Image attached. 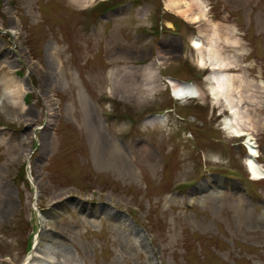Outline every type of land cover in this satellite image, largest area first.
Returning a JSON list of instances; mask_svg holds the SVG:
<instances>
[{
	"label": "rangeland",
	"instance_id": "obj_1",
	"mask_svg": "<svg viewBox=\"0 0 264 264\" xmlns=\"http://www.w3.org/2000/svg\"><path fill=\"white\" fill-rule=\"evenodd\" d=\"M166 1L0 0V264H264V0L196 24ZM194 37L229 61L244 138Z\"/></svg>",
	"mask_w": 264,
	"mask_h": 264
},
{
	"label": "bare ground",
	"instance_id": "obj_2",
	"mask_svg": "<svg viewBox=\"0 0 264 264\" xmlns=\"http://www.w3.org/2000/svg\"><path fill=\"white\" fill-rule=\"evenodd\" d=\"M192 3L196 8H192ZM166 6L168 10H173L177 14L181 15L184 20L189 23H199L206 17V9L202 0H167ZM169 23V22H168ZM170 25V23L168 24ZM191 45L197 50L195 54V63L200 69L209 68L210 72L206 76L208 94L215 106L221 107V113L227 111L228 114L222 118V128L225 130L229 137H239L246 133L247 121L244 119V115L241 111L240 104L242 103V96L235 94L239 85L234 81L235 75L231 72H227L224 69L228 68L229 61L222 57L221 52L213 41L205 44L199 37H194L191 40ZM162 60V59H161ZM160 58L156 61L158 64L161 62ZM169 82L173 85L171 93L176 100L185 101L189 98H196L198 96V89L187 83H176L174 79H169ZM152 87V84L147 85ZM11 92L13 94H20V86L17 82L13 85ZM155 88H153L154 90ZM130 89L124 92L128 93ZM151 90V91H153ZM159 117V116H158ZM143 156H150V150L148 146H143ZM256 150L251 146L249 147V153L245 157L246 169L253 180L262 178L263 170L261 165L256 160ZM54 257H59L60 251L54 247ZM49 260L48 257H46ZM46 260L43 258L41 264H46Z\"/></svg>",
	"mask_w": 264,
	"mask_h": 264
}]
</instances>
